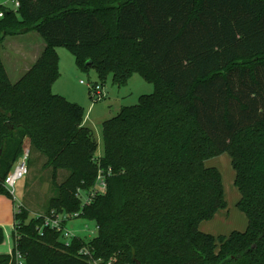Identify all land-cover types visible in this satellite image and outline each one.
<instances>
[{
	"label": "trees",
	"instance_id": "1",
	"mask_svg": "<svg viewBox=\"0 0 264 264\" xmlns=\"http://www.w3.org/2000/svg\"><path fill=\"white\" fill-rule=\"evenodd\" d=\"M18 1L0 6V45L36 32L45 47L16 82L0 53V195L13 198L5 180L27 140L28 166L44 156L57 194L42 215L16 208L14 252L0 264H264V0ZM59 47L102 84L138 74L154 85L103 123L102 157L85 109L52 90ZM224 153L248 228L217 238L200 225L228 207L206 166ZM99 168L113 171L107 191L85 205L78 190ZM52 212L64 226L75 214L94 222L96 235L67 241L45 225Z\"/></svg>",
	"mask_w": 264,
	"mask_h": 264
},
{
	"label": "rangeland",
	"instance_id": "2",
	"mask_svg": "<svg viewBox=\"0 0 264 264\" xmlns=\"http://www.w3.org/2000/svg\"><path fill=\"white\" fill-rule=\"evenodd\" d=\"M16 0H0V6L9 10H16ZM2 10L0 7V17ZM43 39L36 32L7 37L0 45V53L12 82H16L30 69L33 60V50L38 48ZM34 48V49H33ZM59 56L60 76L54 83L52 90L70 102L81 105L86 112L85 125L91 128L98 142L96 157L104 155L103 123L116 117L123 107L138 104L139 98L154 92V85L145 81L140 75L134 74L126 85H114L112 77H108L102 84L95 68L82 70L77 67L74 55L66 48H57ZM30 65V66H29ZM84 82V84L81 83ZM101 87V99L90 95L93 85ZM45 157L33 151L29 161V174L17 182L14 197L16 202L25 205L31 211V217L42 215L47 210L48 200L55 196L52 169L43 168ZM207 167L217 168L222 176L224 197L228 204L226 209L219 210L212 220L204 221L200 230L217 238L228 236L232 231L244 232L248 228L246 215L239 210L240 192L235 183V170L229 153H224L206 161ZM67 171H60L58 182L63 181ZM67 230L71 233L91 239L94 235L90 231L95 229L94 222L76 218L67 223Z\"/></svg>",
	"mask_w": 264,
	"mask_h": 264
},
{
	"label": "built area",
	"instance_id": "3",
	"mask_svg": "<svg viewBox=\"0 0 264 264\" xmlns=\"http://www.w3.org/2000/svg\"><path fill=\"white\" fill-rule=\"evenodd\" d=\"M19 7V1L16 0L15 2V8L17 9ZM82 84H84L83 81H81ZM92 87V86H91ZM99 87L96 88L94 98L96 95H98V99H101V93H100ZM29 152H30V146L24 147L23 155L19 158L17 161L13 171L8 175V177L5 180V187L10 191L12 195L15 193V186L18 181L25 178L29 174V166H28V160H29ZM113 174V171L111 169H101L99 168L96 181L94 186L87 192L83 190H78V197L82 200L83 204H90L93 198L97 195L104 194L107 191L108 186V179ZM78 214L73 215L71 217L72 219L67 220V223L73 219H76ZM67 218L63 217L62 215H57L55 212H52L50 216L46 217V226H50L53 229H56L57 231L62 232L65 239L67 241H70L72 238L76 237L77 235L71 233L67 230L66 226L63 225L64 221ZM97 227L95 226V229L90 231L91 235H96ZM82 252H87L86 249H84ZM21 257L19 256V259ZM19 264H22L20 261Z\"/></svg>",
	"mask_w": 264,
	"mask_h": 264
},
{
	"label": "crops",
	"instance_id": "4",
	"mask_svg": "<svg viewBox=\"0 0 264 264\" xmlns=\"http://www.w3.org/2000/svg\"><path fill=\"white\" fill-rule=\"evenodd\" d=\"M45 47L44 41H39L38 48L33 50V60L31 65L37 60L38 56ZM30 66V65H29ZM31 67V66H30ZM9 74V73H8ZM85 118V122H86ZM26 146H30V141L27 140ZM21 205V203L16 202L13 198L5 195H0V228L4 232V242L0 244V256L1 255H12L15 248L13 233H14V217L16 208ZM67 226V225H66Z\"/></svg>",
	"mask_w": 264,
	"mask_h": 264
}]
</instances>
